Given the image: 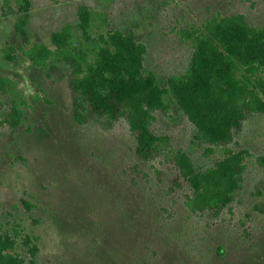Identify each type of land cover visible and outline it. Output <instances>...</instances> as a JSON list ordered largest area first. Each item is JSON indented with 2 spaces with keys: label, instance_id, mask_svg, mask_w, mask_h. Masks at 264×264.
<instances>
[{
  "label": "rangeland",
  "instance_id": "rangeland-1",
  "mask_svg": "<svg viewBox=\"0 0 264 264\" xmlns=\"http://www.w3.org/2000/svg\"><path fill=\"white\" fill-rule=\"evenodd\" d=\"M28 2L24 9L19 0H0V77L9 80L0 91V234L14 240V251L26 263L28 237L37 247L34 264H264V169L255 162L264 155V114L245 115L229 143L206 153L168 102L148 125L166 141L140 160L123 120L97 118L85 106L87 122L73 121L66 69L60 62L33 68L17 50L14 29L22 23L28 45L47 44L65 24L77 34L75 10L85 5L141 43L142 73L163 80L182 74L190 57L178 30L213 14H240L264 28V0ZM6 49L12 60L2 57ZM12 101L22 112L16 127L8 125ZM223 148L249 153L240 188L217 214L190 213V191L165 152L179 149L204 170L222 159Z\"/></svg>",
  "mask_w": 264,
  "mask_h": 264
},
{
  "label": "trees",
  "instance_id": "trees-1",
  "mask_svg": "<svg viewBox=\"0 0 264 264\" xmlns=\"http://www.w3.org/2000/svg\"><path fill=\"white\" fill-rule=\"evenodd\" d=\"M19 1L24 9L28 7V0ZM21 25L14 26L22 40L17 50L33 68L60 62L66 69L73 121L87 122L85 106L97 118L123 120L140 160L150 158L166 141L150 132L148 125L154 111H167L168 102L193 126L194 137L205 144L206 153L217 143H229L232 130L245 115L264 114V28L249 25L240 14H213L199 26L178 30L180 39L190 45V57L182 74L163 80L142 73L145 48L141 43L110 28L105 13L85 5L75 10L77 34L65 24L49 34L47 44L28 45ZM12 52L2 50V57L12 60ZM8 84L7 78L0 77V91L5 92ZM9 109L8 125L16 127L21 123V109L14 101ZM221 151L222 159L204 170L193 168L179 149L165 152V159L190 191L184 201L190 213L217 214L240 188L249 153ZM255 162L264 169V155L255 157ZM30 240L25 237L23 242L28 253L25 263L14 251V240L0 234V264H34L37 247Z\"/></svg>",
  "mask_w": 264,
  "mask_h": 264
}]
</instances>
